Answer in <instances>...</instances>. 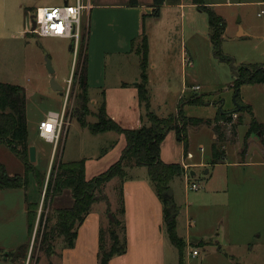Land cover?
<instances>
[{
  "label": "rangeland",
  "instance_id": "rangeland-1",
  "mask_svg": "<svg viewBox=\"0 0 264 264\" xmlns=\"http://www.w3.org/2000/svg\"><path fill=\"white\" fill-rule=\"evenodd\" d=\"M61 0H0V82L23 87L27 96V120L29 130V145L38 151L36 161L33 163L39 177L41 188L34 174L28 179L26 189L13 191H0V241L6 248H10L15 242H21L25 248V257L22 264L31 257L30 264L41 260L43 264L52 262V254H57L67 247L64 237L57 234L53 236L50 249L42 247L40 229L48 233L56 223L57 210L50 200L46 199L44 192L53 173V168L62 160L70 162L82 158L84 152V137L77 134L79 127L77 118L74 116L77 80L76 72L82 71L83 36H86L85 12L82 17L81 40L78 49L70 50L72 40L59 38H41L32 32V16L36 11L44 7L64 6ZM73 3V1H71ZM237 33L242 29L248 35L239 38L234 30L225 34L217 55V49L213 45L208 25L207 14L197 10V19L190 23L187 16L186 33L183 32L181 19L174 18L165 23L174 22L175 30L168 28L167 38L162 34L154 40L153 58L158 62L168 60L166 74L159 67L158 75L151 87V108L159 117H178L180 111L187 119H202L205 122L214 121L220 112L234 114L233 125H223V133L226 134L224 148L227 152L225 163L227 166L196 167L191 170L196 175L188 181V172L184 167L185 176L176 177L170 183L173 192L167 205L176 215L177 231L186 243V264H236V258L227 255H241L248 264H264V167L256 166L264 163V145L262 139L251 135L245 137L253 119L264 125V84L244 85L240 89V100L236 101L237 92L234 85L237 76L231 68V61L236 67H245L249 71H255L264 67V6H251L245 8H233ZM236 10H242L237 12ZM243 18V19H242ZM148 26L152 28L156 24L153 16ZM159 23V22H158ZM163 23V22H162ZM160 23L157 28L164 32L166 25ZM189 23V24H188ZM186 35V36H185ZM166 42V43H165ZM168 52L165 53V50ZM164 52V55H163ZM184 57L192 59V66L182 63ZM187 53V54H186ZM168 54V55H167ZM162 55L164 57H162ZM169 56V57H167ZM81 57V60H80ZM51 62L54 73L51 74L47 67V61ZM136 61V62H135ZM140 59L133 54L126 64L131 75L136 65V73L139 72ZM182 65L186 72L185 84L182 80ZM165 77V79H164ZM64 88V92L71 83L70 95V125L64 135L59 148L54 151V146L39 136L38 126L50 111L60 112L64 105V95L51 88V81ZM108 84L111 82L110 65L107 72ZM167 83V86H165ZM166 87V88H164ZM199 87L198 90H195ZM97 93L96 96H98ZM201 97L203 103L191 105L189 101L194 97ZM102 100L96 107L88 104L89 114L86 118L88 123L97 121V114ZM241 110H237V106ZM250 106L252 114L243 107ZM189 152L195 157L189 163L207 164L212 158V146L215 143L214 125L207 124L186 126ZM171 131L163 142L164 159L174 160V155L181 147L176 134ZM255 136V137H254ZM184 146V145H183ZM201 149L204 151L202 152ZM251 149V153L245 158L244 154ZM245 163L238 166V163ZM237 163V165H233ZM0 164L4 165L8 175L24 176L23 163L5 146H0ZM211 173L206 174L207 170ZM126 177L115 178L102 187L100 199L93 205L92 211L101 214L102 232L106 238L107 246L111 244L109 229L112 219L123 223L117 230L120 242L124 239V209L125 196L124 185L126 181L139 180L148 183V186L157 195L154 183L151 181L148 169L138 167L132 162L125 166ZM189 171V170H188ZM100 175V174H99ZM98 176V175H97ZM229 180V181H228ZM231 180V181H230ZM189 182V183H188ZM189 184L200 185V190L189 189ZM224 184L228 186V194L221 193L218 196L211 193L214 188ZM158 196V195H157ZM226 196V197H225ZM224 199V200H223ZM220 204L219 206L213 205ZM37 206L33 215L32 228L29 226V206ZM68 205V204H67ZM49 213L50 222L44 225L40 223L42 215ZM225 229L230 235L234 232L253 233V242L256 244L254 254L248 257L250 246L241 248V243L233 244L236 247L224 246L218 235ZM167 226L165 225V232ZM258 233H262L263 247L254 240ZM218 234V235H217ZM249 236V235H248ZM16 240L13 241L12 238ZM216 240V241H215ZM204 241L203 246L198 244ZM10 245V246H7ZM33 247L31 248V246ZM21 246V245H20ZM8 250V251H7ZM6 249L1 255H10ZM197 250L199 256H193ZM224 252L223 257L217 260L212 254ZM15 251L8 258H1L2 264H15ZM228 257V258H227ZM166 264H179V252L175 246L166 239Z\"/></svg>",
  "mask_w": 264,
  "mask_h": 264
},
{
  "label": "crops",
  "instance_id": "crops-1",
  "mask_svg": "<svg viewBox=\"0 0 264 264\" xmlns=\"http://www.w3.org/2000/svg\"><path fill=\"white\" fill-rule=\"evenodd\" d=\"M35 1L37 3L42 2V0ZM61 1H63L62 3H64V5H75L77 3V0ZM71 1H73V3ZM82 1L85 5L90 7L85 10L84 27H86L87 35V76L91 105L96 107L101 99V104L104 102L106 105L107 115L114 122L124 129H139L143 125L142 115L144 110L140 105L138 89L136 87L141 79V57L137 52L138 43L140 42L142 35L145 34L149 43L147 73L148 88L151 99V87L156 75H158L159 67L163 70L164 74H166L168 67V60L163 56L164 52L162 55V57H164L162 63L153 58V39L156 40L157 36L162 34L164 40H166L168 28L171 27V29L175 30L176 24L174 22L166 24L165 22L178 17L181 19L183 32L186 33L187 16L189 15L190 23H192V21L197 19L196 12L198 8L193 3V0H165L163 6L160 8L159 16L155 19L156 24H153L151 28V26H148V22L154 20V0H134L136 5L131 4L133 0ZM204 3L205 6L210 7L224 20L226 24L225 34H229L234 30L237 37L239 36V32L237 33L238 28L235 27L234 16L236 14L234 13L235 11L233 8L264 6V0H204ZM236 11L241 12L242 10ZM162 22L166 25L164 32L157 28ZM243 34H245V36L248 35L245 31H243ZM167 52L168 49L165 50V53ZM133 54L137 55L140 59V70L136 73L137 67L135 65L133 73L128 75L127 73L129 72V69L126 67V64L130 61ZM182 55V63H187L189 66H192V57L188 59V57H184V53H182ZM109 65L111 77L110 84H108L107 79ZM184 68V65H182L183 84H185L186 79ZM165 86H167V83ZM97 93H99L98 96H96ZM77 128V134L83 135L85 139L83 148L84 154L81 159L73 162L85 160V177L87 180H91L97 177V175L99 176V174L101 175L106 172L112 165L119 161L126 148V140L123 135H119L115 132L94 135L88 128H83L80 124ZM256 137L260 138L259 135H256ZM163 148L162 144L161 160L167 164L177 163L183 166L186 165L190 172L196 167L206 168L213 166L211 164L212 158L207 164H190L189 161L194 160L195 157L192 153V159L185 157L183 143H181V147L174 155V160L167 158L165 161ZM201 151L203 152L204 150L201 149ZM226 151L225 160L220 164L214 165V168L227 166L225 163L227 159ZM250 153L251 149H249L243 157L245 158ZM36 155L38 156V151L36 152ZM71 162L72 161L66 163ZM244 164L239 162L238 166ZM233 165H237V163ZM256 166L264 167V163H258ZM207 171L206 174L209 175L211 171L209 169ZM192 173L194 172H191V174ZM195 175L196 174L194 173V176ZM124 186L125 209L123 220L125 221L127 252L123 256L114 257L110 264H166V239L168 232L167 230L165 232L166 215L163 203L159 200V196L153 193V190L148 186V183L144 181H126ZM228 189V186L221 184L214 188L211 193H213L214 196H218L216 200L222 201L220 194H228ZM13 190L17 189L2 190L1 192ZM50 203L58 210L71 208L74 204V200L71 193L65 191L61 196L53 198ZM213 205L219 206L220 204L214 203ZM102 225L101 214L92 211L87 216L83 225L78 229L74 246L72 248L64 247L58 253V256L57 254H52V262L50 264H99L98 255L100 250V236L103 229ZM177 235L179 236L178 231ZM254 235L253 233L248 234L234 231L229 237L227 232H225V229H223L217 237L218 241L221 240L224 246L227 245L230 248L236 247V245L233 244L238 243H241V248L243 249L244 246H250L248 257H251L254 254L256 246L253 242ZM12 240L15 241L16 238L13 237ZM254 240L261 244V246L258 245L259 247H263L262 233H258V236H255ZM184 242L187 246L185 240ZM203 242L204 241L200 242L198 246H203ZM20 245L23 246L25 244L22 245L21 242H15L12 246L7 245L10 246V248H6L0 241V253H3L6 249H13L9 251L11 254L12 251H16L20 248ZM231 253L232 254H228L227 256L233 259L236 258V264H247L241 255L235 254L234 252ZM222 254H224V252L221 250L220 253L212 254V256L217 260L220 258L224 260ZM183 262L186 264L185 252ZM180 263L181 255L179 252V264ZM0 264H2L1 259ZM35 264L43 263L39 260ZM248 264H251V262Z\"/></svg>",
  "mask_w": 264,
  "mask_h": 264
},
{
  "label": "trees",
  "instance_id": "trees-1",
  "mask_svg": "<svg viewBox=\"0 0 264 264\" xmlns=\"http://www.w3.org/2000/svg\"><path fill=\"white\" fill-rule=\"evenodd\" d=\"M165 0H154L153 16L158 17L160 8L163 6ZM198 10L204 12L209 20L210 38L217 49V55H220L219 49L223 40L226 24L210 7L205 6L204 0H193ZM131 4H135V1ZM87 36V35H86ZM86 36H83V58L82 71L76 72L77 80V95L74 116L78 123L83 128H88L89 131L96 135L106 132H115L123 135L126 140V148L122 153L118 162L112 165L106 172L101 175L87 180L85 177V160H80L71 163H64L60 160L53 168V173L47 185L46 199L52 200L55 197L61 196L65 191H69L74 200L71 208L58 209L55 211L56 223L52 227L50 233L47 232L46 226L40 229L42 247L46 246L50 249L53 242L54 234L64 237L67 241V247L74 246L78 229L83 225L87 216L92 212L93 205L102 199L100 196L102 187L115 178L124 179L126 177L125 166L128 162L134 163L138 167H146L151 181L157 191V195L167 205V199L164 198V193L170 189V183L176 177L185 176L184 166L181 164H167L161 160V146L165 141L167 135L174 131L177 140L184 145V154L187 157L189 153V144L186 126L190 124L214 125L216 134L215 143L212 146V160L211 164L217 165L225 160L224 144L226 143V134L223 133V125H233L234 114L220 112L214 121L205 122L202 119H187L182 115V111L178 117L169 116L168 118L159 117L151 109L150 92L148 88V57H149V43L145 34L142 35L137 46V52L141 57V79L136 85L138 89L139 102L144 110L142 115V127L139 129H124L116 122H114L106 113V105L103 102L95 115L97 121L95 123H88L86 118L89 114L88 104L89 86L87 76V57H86ZM81 60V57H80ZM264 84V67L249 71L245 67H241L239 77L235 80V91L238 93L236 101L240 98V89L244 85ZM202 98L197 96L189 101L191 105L202 104ZM252 113L250 106L243 107ZM259 135L264 145V125L253 119L245 137L251 135ZM5 145L24 165V176H10L8 175L4 165L0 164V191L8 189H26L28 186V179L31 174H34L38 185L41 188L39 177L41 173L37 172L33 163L30 160L29 145V130L27 120V96L25 89L18 85L0 82V146ZM37 206H29V226L32 228L33 213ZM166 225L167 232L171 243L179 250L181 255V263L183 262L186 244L183 239L177 235L176 215L166 206ZM49 213L47 216L40 217V223L50 222ZM42 224V225H43ZM123 223L115 220L111 223L109 229V237L111 244L107 246L106 238L101 232L100 236V250H99V264H110L114 257L123 256L127 252V237L124 229V239L119 240L117 230ZM204 243V242H203ZM202 243V244H203ZM23 245L14 253L15 264H19L25 257V248ZM11 255V254H10ZM1 259V256H0Z\"/></svg>",
  "mask_w": 264,
  "mask_h": 264
},
{
  "label": "built area",
  "instance_id": "built-area-1",
  "mask_svg": "<svg viewBox=\"0 0 264 264\" xmlns=\"http://www.w3.org/2000/svg\"><path fill=\"white\" fill-rule=\"evenodd\" d=\"M90 7L85 5L82 0H77L75 5H64L59 7H44L36 11V29L35 33L41 38H61L70 39L78 49L81 40L82 17L85 10ZM71 81L69 87L64 92V105L60 112L50 111L38 126L39 136L54 146V151L59 148L64 135L70 125V95ZM196 87L195 90H198ZM188 159H192L191 153L187 154ZM188 172L186 179L189 181L191 172L188 166H184ZM189 183V182H188ZM189 189L193 191L200 190V185L189 184ZM46 192H44L45 196ZM33 245L31 246V248ZM193 256H198L197 250L193 251ZM31 257L25 264H30Z\"/></svg>",
  "mask_w": 264,
  "mask_h": 264
},
{
  "label": "water",
  "instance_id": "water-1",
  "mask_svg": "<svg viewBox=\"0 0 264 264\" xmlns=\"http://www.w3.org/2000/svg\"><path fill=\"white\" fill-rule=\"evenodd\" d=\"M36 26H37V23H36V15H33V16H32V32L35 31ZM246 36H247V35H246ZM238 37H239V38H243V37H245V34H243V30H242V29H240V31H239V36H238ZM70 50H71V51H74V50H75V45H74V43H72V45H71V47H70ZM47 67H48V69L50 70V73L53 74L54 71H53V69L51 68V62H50L49 60L47 61ZM231 68H232V70H233V73H234V74L237 76V78H238V77H239V72L241 71V67H240V68H239V67H236V66L234 65V62L231 61ZM51 88H52L54 91L60 92V93H62V95H64V88H63L62 86H60V85L56 82L55 79H52V81H51ZM237 95H238V93H237ZM237 110H241V106H240V105L237 106ZM30 160H31L32 163H34V162L36 161V151H35L34 148H31V149H30ZM207 172H208V171H206V173H207ZM192 176H194V173H192ZM172 197H173V192H172L170 189L164 193V198H165V199H167V200H171ZM110 218L112 219V222H115V219L113 218V216L110 215ZM8 256H9V254L7 253L6 255H1V258H6V259H7ZM23 261H24V260H21L19 264H22Z\"/></svg>",
  "mask_w": 264,
  "mask_h": 264
}]
</instances>
